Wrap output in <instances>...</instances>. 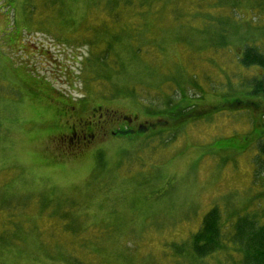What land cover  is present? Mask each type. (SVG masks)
<instances>
[{
  "label": "rangeland",
  "instance_id": "374dc122",
  "mask_svg": "<svg viewBox=\"0 0 264 264\" xmlns=\"http://www.w3.org/2000/svg\"><path fill=\"white\" fill-rule=\"evenodd\" d=\"M244 46L264 56V0H0V264H243L234 225H264ZM114 111L152 128L75 151L69 128ZM212 210L224 243L201 258Z\"/></svg>",
  "mask_w": 264,
  "mask_h": 264
},
{
  "label": "trees",
  "instance_id": "16d2710c",
  "mask_svg": "<svg viewBox=\"0 0 264 264\" xmlns=\"http://www.w3.org/2000/svg\"><path fill=\"white\" fill-rule=\"evenodd\" d=\"M152 3H153L152 11L148 12L145 15V17L148 16L151 18L159 14L158 11L154 9V7L160 3L159 2H152ZM167 6L170 7V5H167ZM165 7L166 6L161 7L162 14L164 12ZM137 15L140 17V14H137ZM237 54L240 55L239 63L241 64L242 67H245L247 70L252 69V68H254L255 70L257 69L259 71L264 70V56L260 52L257 53V49L253 48L252 46H247V47L244 46L242 48V51L237 52ZM93 59H97L98 62L101 63L97 65L98 69H102V67H107L108 69H111L110 66H102V65H105V59L99 58V55L97 52L96 53L91 52L90 56H88L87 58H85V60L81 62L83 65L85 64L86 67L84 69L86 72L89 71L88 67L91 66V63H92L91 61H94ZM117 66L118 68L121 67V69L123 67V63L120 59L118 60V57H117ZM151 73L152 71L150 72V75ZM91 77L92 76H90L89 79H91ZM249 88H250L248 92L249 94L246 95L248 97H244V98H249L250 96L252 98L257 95L258 97L259 95L264 96V74H262V77L257 78V79L256 77H254L253 81L249 85ZM126 90L128 89H124V91ZM129 91H132V90L129 89ZM145 94H150V93L148 92L144 93L143 97L145 96ZM188 98L192 100L191 97H188ZM244 98L242 102L245 103ZM227 100L228 102H230V104H232L233 101L242 100V99L227 98ZM189 107L192 108L193 106H189ZM227 107L229 108L226 110H232V108L233 109L236 108L233 106L231 107L230 105H228ZM255 132H256V129L254 130V133ZM256 148L259 150L258 159L256 160L259 162H263L264 161V135L262 136V138H259L258 140L256 139ZM8 222H9L8 223L9 225L14 224V222L11 219H9ZM234 228H235L234 229L235 234L233 236V243L235 245H239L240 247L239 249H242V254L244 255L242 259V263L243 264H264V225L258 226V225H254L253 223H250L249 225L245 224L243 226L239 220L237 221L236 225H234ZM2 230L4 231V227ZM222 237H223L222 236V224L220 223V217L218 216L217 210H212L210 213H208L205 216L199 232L196 233V235L192 238V241H191L192 250L198 257H201V258L207 257L215 253L221 248V246L223 245L222 243H224L222 240ZM103 262L107 264L105 260Z\"/></svg>",
  "mask_w": 264,
  "mask_h": 264
},
{
  "label": "flooded vegetation",
  "instance_id": "af4514ba",
  "mask_svg": "<svg viewBox=\"0 0 264 264\" xmlns=\"http://www.w3.org/2000/svg\"><path fill=\"white\" fill-rule=\"evenodd\" d=\"M243 100V99H242ZM242 100H236L233 101V105L230 104V102L227 101V104L230 105L231 107H236L239 108L244 102H242ZM78 103H80V101H77ZM84 102V101H83ZM226 103L225 98L222 101V105L223 103ZM248 105H254V103H248ZM255 106V105H254ZM193 107H195L193 105ZM81 107H79L80 109ZM71 109H78L76 108L74 105L71 106ZM105 108L99 106V107H95L92 108L91 111L87 112V115H93L96 114V112H100L103 111L105 114L106 112L109 111H105ZM81 110H83L81 108ZM196 116L199 115L198 112L194 113ZM78 116V115H76ZM192 116V115H191ZM80 116H78L79 118ZM101 117L103 118L104 115H102L101 113ZM111 117H113L114 119H110V120H103L101 119L100 125H103V127H96L94 128V126L91 127V129H87V130H82L80 132L76 131V126L73 125L69 128V134L68 136L66 135L65 137H67V139L69 141H71V139L73 140L74 138L79 137L80 142L79 145L75 148V151L78 152H83L85 151L84 149L88 150L91 145H93L96 141L99 142V144H104L106 143L105 140L106 138L103 136L104 131H106V126L109 125V128H111V126H115V129H112V134L114 136H123V137H132L134 135H138L141 137H144L145 134L152 128L151 125H142V127L140 125L138 126H132V124H136L134 122L133 119H131L130 117H127L126 115L120 114V113H115V111L113 112V114H111ZM206 116H202V120L205 119ZM103 121V122H102ZM104 123V124H103ZM260 126L264 127V124L261 123ZM114 130V131H113ZM261 131L259 130V128H256V134H258L259 136L256 138L257 140L259 138H262V136H260ZM264 133V131H263ZM63 135H59L58 138H65ZM136 140V139H135ZM88 148V149H87Z\"/></svg>",
  "mask_w": 264,
  "mask_h": 264
}]
</instances>
